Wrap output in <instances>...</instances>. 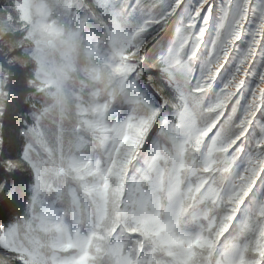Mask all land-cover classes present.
I'll return each instance as SVG.
<instances>
[{"label": "snow or ice", "instance_id": "obj_1", "mask_svg": "<svg viewBox=\"0 0 264 264\" xmlns=\"http://www.w3.org/2000/svg\"><path fill=\"white\" fill-rule=\"evenodd\" d=\"M0 18L15 26L14 52L0 54V193L18 164L33 175L23 215L0 225V256L264 264V0H0ZM51 37L107 86L45 128L51 109L29 108L12 85L23 72L27 91L67 105L70 58L47 59ZM13 112L27 113L15 156Z\"/></svg>", "mask_w": 264, "mask_h": 264}, {"label": "clouds", "instance_id": "obj_2", "mask_svg": "<svg viewBox=\"0 0 264 264\" xmlns=\"http://www.w3.org/2000/svg\"><path fill=\"white\" fill-rule=\"evenodd\" d=\"M5 26H7V29ZM8 31H15V26L9 21L0 18V54L3 55L12 53L15 50L6 40ZM46 39L49 40L50 44V47L46 48L47 59L49 61L60 62L65 56L70 58L68 62H70L71 68L69 69L68 77L64 82L65 91L68 95L67 105L58 102L55 95H49V91H45L42 94H36L31 92V88H29V90L25 93L22 103L28 105L29 108H31L33 105H36L40 108L47 107L51 109V112L44 122L45 128H51L59 123L62 108L74 106L78 102L76 99L77 97L86 95L92 90L103 94V91L107 86V82L103 77L99 79H93L89 76L90 65L82 52L78 53L75 50L69 51L68 47L61 43V40L58 37ZM20 43H22L24 46L21 50V56H24L28 50L33 47V45L30 40H22ZM13 59L19 61L20 57L14 56ZM21 66H29L27 60L21 61ZM51 91L54 92V89ZM30 95L33 97L31 100L29 99ZM0 99H2V94H0ZM19 115L23 118V116L27 115V113H20ZM21 131H23V129H21ZM17 166L20 171H27V168H25L22 164H18ZM0 187H3V185L0 184ZM0 264H12V261L6 257L0 256Z\"/></svg>", "mask_w": 264, "mask_h": 264}, {"label": "rangeland", "instance_id": "obj_3", "mask_svg": "<svg viewBox=\"0 0 264 264\" xmlns=\"http://www.w3.org/2000/svg\"><path fill=\"white\" fill-rule=\"evenodd\" d=\"M193 0H186V7L191 6ZM211 32L212 29L209 30V37H211ZM159 48H163V45L158 46ZM157 55H159V52H157ZM21 73V72H20ZM23 82H24V78L21 77V74L19 75V79L17 81V90L19 91V93L17 94L18 97H22L23 95H25V93L27 92V89L24 88L23 86ZM14 81H13V85L14 86ZM25 110H26V106H24ZM126 115V109H121L118 112H113L111 113L110 119L115 120L117 118H123V116ZM13 118H11V124H12V128H14V134L9 137L6 138L5 136V132H6V124L8 122V120L6 121L5 124V129H4V138L7 144H11L12 148H13V156L16 155V153L19 151L21 144L23 143L22 138L19 136L18 134V130L20 127H22V121L21 118L19 116V114L17 112H13ZM89 155H95L94 152L89 153ZM33 183V175L31 173L30 169H27V171H18L13 179V183L11 188L9 189L8 193H0V199L4 198L5 196L8 195H12L13 193H15V208L17 209V212L13 213V215L11 216L10 220L6 223H0V225H7L9 223H11L16 217L18 216H22L24 213V205L26 204L28 198L31 195V185ZM21 184H23L21 186Z\"/></svg>", "mask_w": 264, "mask_h": 264}, {"label": "trees", "instance_id": "obj_4", "mask_svg": "<svg viewBox=\"0 0 264 264\" xmlns=\"http://www.w3.org/2000/svg\"><path fill=\"white\" fill-rule=\"evenodd\" d=\"M20 74H21V77L25 79V73L23 72L21 73L17 72L14 75L13 81L15 85L12 87L14 97H18L17 94L19 93V91L17 90V81L19 79ZM12 116H13V113L10 114L8 118V122L6 124V132H5L6 138H9L14 134V128H12V124H11V118H13ZM22 185L23 184H21V186ZM15 212H17V209L15 208V197H13V195H8L0 199V223L8 222L11 216L13 215V213Z\"/></svg>", "mask_w": 264, "mask_h": 264}]
</instances>
